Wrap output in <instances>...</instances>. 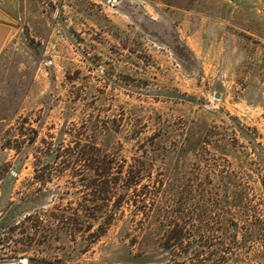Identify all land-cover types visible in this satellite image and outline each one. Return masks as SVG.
I'll use <instances>...</instances> for the list:
<instances>
[{"label": "rangeland", "instance_id": "1", "mask_svg": "<svg viewBox=\"0 0 264 264\" xmlns=\"http://www.w3.org/2000/svg\"><path fill=\"white\" fill-rule=\"evenodd\" d=\"M0 264H264V0H1Z\"/></svg>", "mask_w": 264, "mask_h": 264}, {"label": "crops", "instance_id": "2", "mask_svg": "<svg viewBox=\"0 0 264 264\" xmlns=\"http://www.w3.org/2000/svg\"><path fill=\"white\" fill-rule=\"evenodd\" d=\"M17 23L13 10L4 1L0 0V58L17 28Z\"/></svg>", "mask_w": 264, "mask_h": 264}]
</instances>
